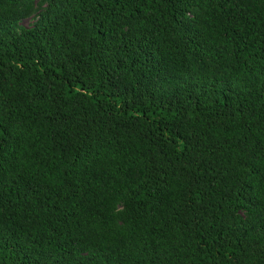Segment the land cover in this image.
<instances>
[{
    "label": "trees",
    "instance_id": "1",
    "mask_svg": "<svg viewBox=\"0 0 264 264\" xmlns=\"http://www.w3.org/2000/svg\"><path fill=\"white\" fill-rule=\"evenodd\" d=\"M0 264H264V0H0Z\"/></svg>",
    "mask_w": 264,
    "mask_h": 264
},
{
    "label": "rangeland",
    "instance_id": "2",
    "mask_svg": "<svg viewBox=\"0 0 264 264\" xmlns=\"http://www.w3.org/2000/svg\"><path fill=\"white\" fill-rule=\"evenodd\" d=\"M33 23L34 21L32 19H27L23 21V25L26 27H30Z\"/></svg>",
    "mask_w": 264,
    "mask_h": 264
}]
</instances>
